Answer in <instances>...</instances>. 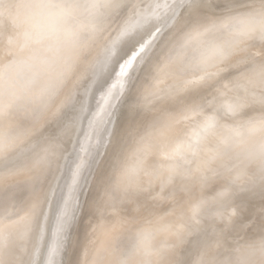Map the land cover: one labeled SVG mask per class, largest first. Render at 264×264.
Instances as JSON below:
<instances>
[{"label": "rangeland", "instance_id": "374dc122", "mask_svg": "<svg viewBox=\"0 0 264 264\" xmlns=\"http://www.w3.org/2000/svg\"><path fill=\"white\" fill-rule=\"evenodd\" d=\"M18 1H0V35L4 36H0V264H29L34 260L36 262L33 264H37L40 259L44 264H56L58 258L57 264H210L221 258L220 253L225 257L228 249V253L240 251L241 254H234L241 255L237 256L238 259L246 253V257H242L244 260L240 261L254 264L255 261H251L254 258L252 255L256 254L253 248L259 249V253L256 251L258 256L263 252L262 258L261 255L255 258L257 257L258 264H264V251H261L264 250V237H261L262 232L264 234V162L261 161H264V156L261 157L264 154V0H94V3L93 0ZM5 7L8 8L6 11ZM174 9L176 11L172 16ZM39 17L48 23L45 29L37 32L31 27V23ZM154 21L156 26L153 25ZM146 27L154 31L149 35V31L145 32L148 30ZM142 33L145 36L147 33L148 37L145 38ZM135 44L139 45L135 48ZM130 46L135 48L136 53L131 52L130 49L134 48ZM123 50L130 51L132 55ZM109 52L113 57L117 56L115 59L124 60L121 59L117 65L119 59L112 60ZM123 52L128 59L120 57L124 56ZM108 56L111 60L107 59ZM186 57L189 60H185ZM121 61L126 63H122V66ZM113 64L118 66L116 68L114 65V69H119L121 64L123 71L118 74L120 70H106L112 68ZM102 65L106 69H102ZM103 70L105 76L109 75L106 79L102 78L104 75L101 76ZM115 72L116 74H112ZM97 73V77L101 76L100 81L96 77ZM110 76L116 82H111ZM101 79L105 84H101ZM98 81L101 82L100 85ZM94 85L95 88L98 87V93L102 91L104 95L106 92V96L111 94L101 99L103 102L107 100L105 104L99 101L98 97L101 98L102 95L96 94ZM101 85H108L110 91H107V87L105 90V86L103 91ZM90 93L94 94L92 101L88 98ZM87 99L90 103L89 100L86 102ZM94 100L102 102L101 106L97 104L100 109L96 108L99 109L98 113L102 111L101 115L94 109L96 102L91 104ZM86 105L91 108L95 105L92 110L97 114L94 111L92 116L91 108ZM94 114L98 115L96 124ZM87 115L90 122L86 121ZM188 115L191 118L189 123ZM93 121L96 126H93L94 131L90 129L92 126L87 125H93ZM79 136L85 140L82 138L81 142ZM76 140L82 143L78 142V148H84L85 143L86 148L76 150ZM261 149L263 154L260 153ZM76 153L77 156L82 153V160L80 156L77 159ZM64 157L68 159L65 160ZM73 157L77 164L73 162ZM159 158L162 160L159 161ZM62 159L66 161L64 166ZM72 162L79 169L82 167V177L78 174L80 170L77 173L78 167L75 168ZM69 163L73 164L71 167L75 168L76 176H80L78 180H75L77 177H74L75 172L70 169ZM60 166L64 169H60ZM58 171L62 172L59 174ZM190 174L193 177L197 174L198 177L193 178ZM192 178L193 180H189L191 183L188 182ZM73 179L76 183L72 182ZM177 179L181 184L177 185ZM68 180L71 181L66 183ZM53 183L57 186V192L52 188L56 196L52 194L53 190L49 191ZM71 184L77 187L80 185L77 189ZM198 184L202 187L199 188ZM70 186L74 188H69ZM192 187L193 192L190 191ZM70 189L71 193L77 191L73 193V197L69 196L72 195L69 193ZM50 196L54 198H51L52 202ZM57 196L61 197L60 200ZM65 197L69 199L66 200ZM55 200L60 201L62 206ZM65 202L70 203L69 206H64L69 212L63 211ZM209 204L212 207L209 208ZM247 204L251 206V209L247 208L250 210L248 212L245 210L249 207ZM46 208L51 212L44 210ZM237 208L240 212L244 208L245 214L249 216L245 217L247 221L244 224L245 228H249L243 229L247 232L239 229L243 227L241 223L244 222L245 215L244 212L236 211ZM52 211L55 215L56 212L59 213L57 217H60H55ZM65 211L67 216L63 217ZM204 217L213 222L216 228L212 224L214 229L210 228L211 225L209 228L205 227L210 221L207 224ZM241 217L243 220L239 221ZM50 218L54 220V225ZM185 218L190 220H183ZM234 218L237 223L241 222L240 226L233 224ZM155 220L156 224L153 223ZM159 221L161 224H157ZM193 221H196L193 227L195 229H191ZM219 222L222 223L218 227L227 223L235 225V228L226 225L231 228V233H236L238 229V232L242 231L236 234L240 236L239 239L234 235L239 243H235L231 233V237H225L228 228L227 233L224 230L220 233L222 236L225 234L224 238L216 236L218 232L214 236ZM39 224L44 227H40L42 231L37 233ZM48 228L51 232L46 231ZM196 228L201 231V237L196 234L198 241L196 236H190L189 233L192 230L195 235ZM56 229L58 238L55 235ZM184 229L187 232L191 229L188 232L190 235ZM204 231L207 234H203ZM211 231L213 234L209 235ZM242 234L247 235L246 240ZM253 234L258 235L256 239ZM212 236L218 237L220 242ZM51 237L56 238V242L59 239L55 246L57 250L52 245L48 249V245L54 242ZM192 237L196 241L189 245L188 240L192 241L189 239ZM208 238V245L213 242V249L210 248L211 244L206 246L207 250L211 249L215 254L210 257L212 252L208 250V253L206 250L209 257L204 261V245L200 242L205 243L207 240V243ZM227 238L232 243L235 241L234 244L229 241L233 246L242 243L243 239L242 244L245 246L255 244L254 247L248 245L252 249H248L252 259L249 255V259L247 258L250 252H245L248 246H244L246 250L238 249L243 247L242 244L240 247L237 245L238 248L232 245L230 247L229 242V245L223 242ZM46 239L48 253L43 252L45 246L42 242H46ZM141 240L147 242L143 243ZM221 241L229 246L227 250L224 245L218 246L224 249L225 256L223 250L216 247ZM254 242L262 243L258 247ZM144 244L151 245V250L148 245L145 248ZM51 248L56 250V255L54 251L53 255L49 253ZM231 248L235 251L232 252ZM138 249H142L141 252ZM194 249L202 250L203 253ZM217 249L220 253L216 252ZM41 253H46L45 259L48 262H43L45 259L42 260L41 257L45 256ZM198 253L202 257H197ZM49 255L51 259L48 258ZM52 256L55 257L52 259ZM232 256L231 259H227L229 256L225 257L227 260L222 262H231L232 259L235 262L237 258ZM55 258L56 262H53ZM227 262L225 264H229ZM237 262L235 264H244Z\"/></svg>", "mask_w": 264, "mask_h": 264}, {"label": "bare ground", "instance_id": "6f19581e", "mask_svg": "<svg viewBox=\"0 0 264 264\" xmlns=\"http://www.w3.org/2000/svg\"><path fill=\"white\" fill-rule=\"evenodd\" d=\"M0 1H1V0H0ZM19 1H20V0H19ZM19 1H18V2H19ZM30 1H31V0H30ZM39 1H40V0H39ZM41 1H42V0H41ZM64 1H65V0H64ZM83 1H84V0H83ZM83 1H81V2H83ZM85 1H86V0H85ZM107 1H108V0H107ZM109 1H111V0H109ZM112 1H113V0H112ZM94 2H95V1L93 0V3H94ZM4 3H6V2H4ZM7 3H8V2H7ZM20 3H21V2H20ZM31 3H32V1H31ZM38 3H39V2H38ZM41 3H42V2H41ZM84 3H85V2H84ZM96 3H97V2H96ZM17 4H18V3H17ZM4 5H5V4H4ZM20 5H21V4H20ZM29 6H30V5H29ZM82 6H83V5H82ZM101 6H102V5H101ZM161 6H162V5H161ZM161 6H158V7H161ZM169 6H170V5H169ZM11 7H12V6H11ZM25 7H26V6H25ZM33 7H34V6H33ZM96 7H97V6H96ZM98 7H99V5H98ZM166 7H167V6H166ZM5 8H6V7H5ZM5 8H4V9H5ZM9 8H10V7H9ZM23 8H24V7H23ZM23 8H22V11H23ZM30 8H31V7H30ZM79 8H80V7H79ZM90 8H91V7H90ZM93 8H94V7H93ZM93 8H92V9H93ZM7 9H8V8H6L5 11H6ZM16 9H18V8H16ZM33 9H34V8H33ZM37 9H38V8H37ZM42 9H43V8H42ZM87 9H88V8H87ZM155 9H156V8H155ZM1 10H2V9H1ZM45 10H46V9H45ZM49 10H50V9H49ZM49 10H48V11H49ZM164 10H165V9H164ZM41 11H42V10H41ZM54 11H56V10H54ZM79 11H80V10H79ZM95 11H97V10H95ZM175 11H176L175 9H174V11H172V13H171L172 16H174L175 13L173 14V12H175ZM8 12H9V11H8ZM82 12H83V10H82ZM89 12H91V11H89ZM93 12H94V10H93ZM152 12H153V11H152ZM5 13H6V12H5ZM11 13H12V12H11ZM35 13H36V12H35ZM45 13H46V12H45ZM53 13H54V12H53ZM80 13H81V12H80ZM99 13H100V12H99ZM0 14H2V13H0ZM3 14H4V12H3ZM36 14H37V13H36ZM51 14H52V13H51ZM71 14H72V13H71ZM71 14H70V15H71ZM77 14H78V13H77ZM156 14H157V13H156ZM161 14H162V13H161ZM34 15H35V14H34ZM38 15H39V14H38ZM72 15H73V14H72ZM88 15H89V14H88ZM45 16H46V15H45ZM155 16H156V15H155ZM8 17H9V16H8ZM12 17H13V16H12ZM12 17H11V18H12ZM43 17H44V16H43ZM48 17H49V16H48ZM88 17H89V16H88ZM170 17H171V15H170ZM1 18H2V17H1ZM51 18H52V17H51ZM72 18H73V17H72ZM19 19H20V18H19ZM23 19H24V18H23ZM28 19H29V18H28ZM30 19H31V18H30ZM36 19H37V18H36ZM39 19H40V17H39ZM55 19H56V18H55ZM155 19H156V18H155ZM168 19L171 20L169 17H168ZM168 19H166V20H168ZM17 20H18V19H17ZM21 20H22V19H21ZM49 20H50V18H49ZM169 20H168V21H169ZM86 21H87V20H86ZM89 21H90V20H89ZM4 22H5V21H4ZM15 22H16V21H15ZM24 22H25V21H24ZM144 22H145V20H144ZM166 22H167V21H166ZM22 23H23V22H22ZM22 23H21V24H22ZM25 23H27V22H25ZM95 23H96V22H95ZM146 23H147V22H146ZM153 23H154V24H153ZM153 23H152V24H153L154 26H156V25H155V21H154ZM156 23H158V21H156ZM92 24H94V23H92ZM152 24H151V25H152ZM164 24H165V26H166V23H164ZM26 25H27V24H26ZM89 25H90V24H89ZM65 26H66V25H65ZM85 26H86V25H85ZM87 26H88V25H87ZM148 26H149V25H148ZM67 27H68V26H67ZM83 27H84V26H83ZM90 27H91V26H90ZM149 27H150V26H149ZM8 28H10V27H8ZM8 28H7V29H8ZM11 28H12V27H11ZM28 28H29V27H28ZM77 28H78V27H77ZM92 28H93V27H92ZM144 28H145V27H144ZM152 28H153V27H152ZM162 28H163V26H162ZM162 28H161V29H162ZM2 29H4V27H3ZM7 29H6V30H7ZM13 29H14V28H13ZM16 29H17V28H16ZM20 29H21V28H20ZM146 29H148V30H146L145 32L148 33V31H149L148 34L150 35V34H151L150 32H151L153 29H152L151 31L149 30V29H151V28L146 27ZM155 29H156V27H155ZM161 29H160L159 31H161ZM8 30H9V29H8ZM139 30H140V29H139ZM141 30H142V27H141ZM77 31H78V30H77ZM89 31H92V29L89 30ZM153 31H154V30H153ZM8 32H9V31H8ZM81 32H82V31H81ZM157 32H158V31H157ZM147 33H146V36H145L143 33H142L141 35H144L145 38H146V37H148V36H147V35H148ZM15 34L17 35V33H15ZM34 34H36V33H34ZM60 34H61V33H60ZM157 34H158V33H157ZM7 35H8V34H7ZM22 35H23V34H22ZM0 36H2V35H0ZM11 36H13V35H11ZM144 36H141V37L144 38ZM2 37H4V36H2ZM73 37H74V36H73ZM155 37H157V35H156ZM155 37H154V38H155ZM19 38H20V36H19ZM22 38H23V37H22ZM145 38H144V39H145ZM0 39H1V38H0ZM10 39H11V38H10ZM124 39H125V38H124ZM128 39H130V37H129ZM140 39H141V38H140ZM140 39H139V42H141ZM144 39H143L142 41H144ZM7 40H9V39H7ZM130 40H131V39H130ZM153 40L155 41V39H153ZM229 40H231V39H229ZM122 41L124 42V40H122ZM122 41H121V43H122ZM137 41H138V40H137ZM137 41H136V42H137ZM136 42H135V43H136ZM228 42L230 43V41H228ZM115 43H116V42H115ZM119 43H120V41H119ZM141 43H142V42H141ZM150 43H151V42H150ZM235 43H236V42H235ZM117 45H118V43H117ZM119 45H120V44H119ZM131 45H132V44H131ZM137 45H139V44H135V48L137 47ZM148 45H150V44H148ZM226 45H227V44H226ZM120 46H122V45H120ZM116 47H117V46H116ZM116 47H115V48H116ZM130 47H131V46H130ZM110 48H111V47H110ZM119 48H120V47H119ZM127 48H128V47H127ZM131 48H134V47H131ZM135 48H134V50H135ZM105 49H106V48H105ZM113 49H114V48H113ZM128 49H130V48H128ZM146 49H147V47H146ZM108 50H109V49H108ZM110 50H111V49H110ZM115 50H118V51H119V49H115ZM115 50H114V51H115ZM126 50H127V49H126ZM130 50H131V52L133 51L132 53H136V50H135V51L132 50V49H130ZM112 51H113V50H112ZM118 51H117V54L120 55V53H118ZM123 51L126 52V53H128V55H132V53H131V54L129 53L130 51H129V52H128V51H125V50H123ZM146 51H147V50H146ZM106 52H107V51H106ZM124 52L122 53V55L124 54ZM103 53H104V52H103ZM109 53L111 54V52H109ZM112 53H114V52H112ZM126 53H125V54H126ZM110 54H109V55H110ZM125 54H124V56H120V57H124V58L128 59V58H127L128 56L126 57ZM107 55H108V54H107ZM113 55H114V54H113ZM115 55H116V53H115ZM115 55H114V56H115ZM119 55H118V56H119ZM111 56H112V54H111ZM109 57H110V56H108L107 59H108ZM116 57H117V56H116ZM116 57H113V56H112L111 59H112V60L114 59L115 61H117L119 58H118V59H115ZM130 57H131V56H130ZM102 58H103V57H102ZM105 58H106V57H105ZM132 58H133V57H132ZM186 58H187V57H186ZM100 59H101V57H100ZM100 59H99V60H100ZM109 59H110V58H109ZM111 59H110V60H111ZM121 59H122V58H121ZM121 59H119V61H117V65L119 64L118 62H120ZM129 59H130V58H129ZM180 59H181V58H180ZM105 60H106V59H105ZM122 60H124V59H122ZM185 60H189V59L187 58V59H185ZM224 60H226V59L224 58ZM224 60H223V61H224ZM115 61H114V63H115ZM128 61H129V60H128ZM193 61H194V60H193ZM107 62H109V60H108ZM107 62H106V63H107ZM110 62H111V61H110ZM112 62H113V61H112ZM185 62H186V61H185ZM224 62H225V61H224ZM122 63L124 64V63H126V61H125V62H124V61H123V62L121 61V64H122ZM129 63H130V62H129ZM129 63H128V65H129ZM191 63H192V62H191ZM191 63H190V64H191ZM104 64H105V61H104ZM110 64H112V63H109V65H110ZM121 64H120V67L123 66V64H122V66H121ZM195 64H196V63H195ZM198 64H199V63H198ZM7 65H8V64H7ZM95 65H96V64H95ZM114 65H115V64H113V65L111 66L112 68H108V69H106V66H104V68H105L106 70L111 69V70H109L110 72H111V71L113 72V70H114V71H115V70H117V71L120 70V71L118 72V74H120V72L123 71L124 67H123V68H120V67H119V69H114V68L117 66V65H115V67H114ZM187 65H188V64H187ZM196 65H197V64H196ZM212 65H213V63H212ZM8 66H9V65H8ZM93 66H94V65H93ZM125 66H126V65H125ZM198 66H199V65H198ZM192 67H195V66L192 65ZM209 67H210V66H209ZM104 68H103V65H102V69H104ZM116 68H118V66H117ZM93 69H94V67L92 68V70H93ZM98 69H99V68H97V70H98ZM126 69H127V68H126ZM100 70H101V69H100ZM104 71H105V70H103L101 73H103ZM109 71H107V72H109ZM117 71H116V72H117ZM125 71H126V70H125ZM97 72H100V71H97ZM110 72H109V73H110ZM116 72H115V73H112V74H116ZM123 73H124V72H123ZM106 74H108V73H106ZM98 75H99V74L97 73L96 77H97ZM102 75H104V73L101 74V76H102ZM101 76H100V77H97V79H98L99 81H100ZM107 76H109V75H106V76L104 75V76H102V78L105 77V79H106ZM111 76H113V75H111ZM111 76H110V77H111ZM115 77L117 78V76H115ZM95 79H96V78H95ZM109 79L111 80V79H114V78L111 77V78H109ZM109 79L107 78V80L109 81V83H111L113 80H111V82H110ZM107 80H106V81H107ZM115 80H116V79H115ZM95 81L97 82V80H95ZM99 81H98L99 84L97 83L98 85H100V83L102 82V79H101V82H99ZM103 81H104V80H103ZM93 82H94V81H93ZM96 82H94V84H96ZM113 82H116V81H113ZM101 84H105V83L102 82ZM106 84H108V83H106ZM98 85H97V86H98ZM109 85H111V84H109ZM97 86H96V87H97ZM101 86H102V87L105 86V90L108 89L107 91H110L108 85H101ZM90 87H91V86H90ZM106 87H107V89H106ZM114 87H115V83H114ZM92 88H93V87H92ZM94 88H95V85H94ZM94 88H93V89H94ZM97 88H98V87H97ZM97 88H95L94 90L97 91V90H96ZM100 88H101V87H100ZM100 88H99V89H100ZM121 88H122V87H121ZM86 89H87V88H86ZM110 89H111V92H113V89H112V88H110ZM102 90L104 91V87H103ZM119 90H120V89H119ZM121 90H122V89H121ZM92 91H93V90H92ZM100 91H101V89H100ZM98 92H99V90L97 91V93H96V92H94V93L98 94V96H99V95H102V93H101L102 91H101L100 93H98ZM108 93H110V92H108ZM96 94H95V96L98 97ZM103 94H104V93H103ZM90 95H92V94L90 93ZM90 95H89L88 98H90V100L92 101V99H94V98H93V95H94V94L92 95V98L90 97ZM110 95H111V94H110ZM110 95H109V96H110ZM86 96H87V95H86ZM95 96H94V97H95ZM104 96H105V97H109L108 95L106 96V92H105V94L102 95L101 98L98 97V98H99V101H100ZM107 99H108V98H107ZM88 100H89V99H87L86 102H88ZM90 100H89V103H90ZM104 100H106V98H104ZM82 101H83V100H82ZM99 101L96 102V101L94 100L93 102H91V104L94 103V102H96V104H95V103H94V104L97 105V104L99 103ZM101 101H102V100H101ZM106 101H107V100H106ZM106 101H104V102L102 101V102L105 104ZM102 102H101V103H102ZM180 102H181V101H180ZM101 103H99L100 106H101ZM86 104H87V103H86ZM91 104H90V105H91ZM99 104H98V105H99ZM104 104H103V106H104ZM178 104H179V103H178ZM83 105H84V104H83ZM87 105H88V104H87ZM87 105H86V106H87ZM90 105H89V107H88V106H87V107H88V108H91ZM95 105H94V106H95ZM98 105H97L95 108H94V106H93V107L91 108V110H92L93 108H94L95 110H96V108H99L100 106L98 107ZM91 106H92V105H91ZM81 107H82V105H81ZM102 108H103V107H102ZM102 108H101V109H102ZM82 109H83V107H82ZM99 109H100V108H99ZM99 109H97V110H99ZM95 110H92V111L90 112L89 109H87V110L85 109V111L90 112V113L92 114V116H93V113H92V112H94ZM97 110H96V111H97ZM96 111H95V114L98 113V111H97V113H96ZM100 111H101V110H100ZM79 113H80V112H79ZM91 114H90V116H91ZM95 114H94L95 117H93V118L95 119V123H94V121H93L91 124H93V123L96 124V123H97V122H96V121H97V120H96V119H97V116H98L99 114L101 115V114H102V111L99 112L97 116H96ZM192 114H193V113H192ZM196 114L199 115L198 112H196ZM85 115H86V114H85ZM194 115H195V114H194ZM197 115H196V116H197ZM88 116H89V115H87V119H86V121L88 122V120H89V122H90V119H89ZM188 116H189V115H188ZM196 116H193V117H196ZM72 117H73V116H72ZM191 117H192V116H191ZM81 118H82V117H81ZM90 118H91V117H90ZM188 118H190V116H189ZM78 119H79V118H78ZM91 119H92V118H91ZM94 119H93V120H94ZM98 119H99V117H98ZM192 120H193V119H192ZM77 121H78V120H77ZM186 121H187V120H186ZM169 122H170V121H169ZM189 122H191V118H190V121L188 120V123H189ZM184 123H185V122H184ZM85 124H87V123L85 122ZM89 124H90V123H89ZM89 124H87L88 127H90V126H92V127L95 126L94 124H93V125H89ZM179 124H180V123H179ZM179 124H178V125H179ZM182 124H183V123H182ZM186 124H187V123H186ZM184 125H185V124H184ZM182 126H183V125H182ZM187 126H188V124H187ZM187 126L185 125V127H187ZM75 127H76V126H75ZM95 127H96V126H95ZM95 127L90 128V129H93L92 131H94V130H95ZM154 127H155V125H154ZM185 127L183 126L182 128H185ZM85 128H86V126H85ZM85 128H84V129H85ZM168 128H169V127H168ZM168 128H166V129H168ZM86 129H88V128H86ZM90 129H89V130H90ZM178 129H179V128H178ZM89 130H87L86 132H88ZM75 131H77L76 128H75ZM92 131H91V133H92ZM163 131H164V130H163ZM171 131H172V129H171ZM177 131H178V130H177ZM181 131H182V130H181ZM181 131H180V132H181ZM84 132H85V131H84ZM173 132H174V131H173ZM173 132H172V133H173ZM88 133H89V132H88ZM88 133H87V134H88ZM166 133H167V132H166ZM178 133H179V132H178ZM163 134L165 135V133H163ZM170 134H171V132H170ZM170 134H168V135L170 136ZM81 135H82V133H81ZM83 135H85V134L83 133ZM161 135H162V134H161ZM88 136L90 137V135H88ZM91 136H92V134H91ZM174 136H175V135H174ZM174 136H173V137H174ZM86 137H87V136H86ZM173 137H172V138H173ZM177 137H178V136H177ZM177 137H176V138H177ZM79 138H81V139H80L81 142H82V138L84 139V137H82V136H81V137L79 136ZM166 138H167V137H166ZM168 138L170 139L171 137H168ZM74 139H75V138H74ZM76 139L79 140L78 138H76ZM173 139L175 140V138H173ZM77 140H76L77 143H76V144L74 143L76 146L78 145V142H79V141H77ZM84 140H85V139H84ZM84 140H83V141H84ZM163 140L166 141L165 139H163ZM176 140H177V139H176ZM180 140H181V139H180ZM158 141H159V140H158ZM81 142H79V143L82 144ZM167 142H168V141H167ZM169 142H171V141L169 140ZM84 143H85V141H84ZM84 143H83V145H84ZM171 143H172V142H171ZM167 144H168V143H167ZM174 144H175V143H174ZM176 144H177V142H176ZM72 145H73V143H72ZM83 145H82V146H83ZM85 145H86V143H85ZM85 145H84V148H82L81 146H80L81 148H78V146H77V147H76V148H77L76 150H78V149H85V148H86ZM163 145H164V144H163ZM171 145H172V144H171ZM161 146H162V145H161ZM165 146H166V144H165ZM167 146H168V145H167ZM162 147H163V146H162ZM164 148H165V147H164ZM164 148H163V149H164ZM169 148H171V147H169ZM156 149H157V148H156ZM156 149H155V151H156ZM160 149H161V148H160ZM177 149H178V148H177ZM74 150H75V147H74ZM76 150H75V151H76ZM157 150H158V149H157ZM166 150H168V149H166ZM166 150H165V151H166ZM83 151H84V150H83ZM161 151H162V150H161ZM163 151H164V150H163ZM76 152H77V151H76ZM81 152H82V151H81ZM157 152H158V151H157ZM74 153H75V152H74ZM177 153H178V152H177ZM260 153L263 154V150H262V149H261V152H260ZM158 154H160V153H158ZM66 155H67V154H66ZM80 155H82V153L78 154V156H80ZM67 156H68V155H67ZM67 156H65V157H67ZM74 156H75V155H74ZM76 156H77V153H76ZM76 156H75V157H76ZM78 156H77V159H79ZM160 156L162 157V155H160ZM178 156H181V155H178ZM263 156H264V154L261 155V157H263ZM65 157H64V158H65ZM68 157H69V156H68ZM75 157H73L74 159L72 158V160H74L73 162H75ZM80 157H81V156H80ZM171 157H172V156H171ZM174 157H175V156H174ZM69 158H70V157H69ZM156 158H157V157H156ZM162 158H163V157H162ZM167 158H168V157H167ZM167 158H166V159H167ZM181 158H182V157H181ZM263 158H264V157H263ZM67 159H68V158H67ZM67 159L65 158V160H67ZM70 159H71V158H70ZM80 159L82 160V157H81ZM159 159H160V158H159ZM166 159H165V161H166ZM170 159H171V158H170ZM170 159H169V161H171ZM177 159H178V158H177ZM179 159H180V158H179ZM81 160H80V161H81ZM139 160H140V159H139ZM143 160H144V159H143ZM147 160H148V159H147ZM161 160H162V159H160L159 161H161ZM173 160H174V159H173ZM62 161H64V160L62 159ZM76 161H78V160H76ZM80 161H79V163H80ZM148 161H149V160H148ZM175 161H176V158H175ZM259 161H260V160H259ZM261 161L264 162L263 160H261ZM65 162H66V161H64L63 166L65 165ZM69 162H70V161H69ZM73 162H72V163H73ZM137 162H138V161H137ZM172 162H173V161H172ZM176 162H177V161H176ZM75 163H76V162H75ZM75 163H73V164H75ZM77 163H78V162H77ZM77 163H76V164H77ZM131 163H132V162H131ZM160 163H161V162H160ZM61 164H62V163H61ZM69 164H70V163H69ZM73 164H72V165L70 164V167L73 166ZM76 164L74 165L75 168L78 167V169L76 168V172L78 173V171L80 170V172H79L78 174L81 175V173H82L81 170H83V169H82V167H81V169H79V166H76ZM132 164H134V162H133ZM135 164H136V163H135ZM67 165H68V164H67ZM78 165H79V164H78ZM63 166H62V167H63ZM84 166H85V165H84ZM262 166H263V165H262ZM62 167L60 166V169H61ZM65 167H66V166H65ZM67 167H68V166H67ZM70 167H69V168H70ZM75 168L72 169V167H71L70 169H72V171L75 172V171H74ZM84 168H85V167H84ZM164 168H165V167H164ZM177 168H179V167H177ZM63 169H64V167H63ZM66 169L68 170V168H66ZM144 169H145V168H144ZM166 169H167V168H166ZM174 169H175V168H174ZM184 169H185V167H184ZM184 169H183V170H184ZM77 170H78V171H77ZM130 170H131V169H130ZM150 170H151V169H150ZM172 170H173V169H172ZM179 170H181V169H179ZM186 170H188V168H187ZM186 170H185V171H186ZM62 171H63V170H62ZM62 171H60V172H62ZM72 171L70 172L71 174L73 173ZM136 171H137V170H136ZM146 171H147V170H146ZM151 171H152V170H151ZM156 171H157V170H156ZM156 171H155V172H156ZM159 171H160V170H159ZM161 171H162V170H161ZM173 171H174V170H173ZM175 171H176V170H175ZM189 171H190V169H189ZM58 172H59V171H58ZM60 172H59V174H60ZM76 172H75L74 177H77V176H76V175H77ZM178 172H179V171H178ZM181 172H182V171H181ZM196 172H197V171H196ZM68 173H69V172H68ZM153 173H154V172H153ZM157 173H159V172L157 171ZM162 173H163V172H162ZM192 173H193V171H192ZM197 173H198V172H197ZM200 173H201V172H199L198 174H200ZM59 174H57V179H59V178H58V177H59V176H58ZM71 174H70V177H71ZM143 174H144V173H143ZM182 174H183V173H182ZM214 174H215V173H214ZM79 175H78V177H80ZM82 175H83V174H82ZM82 175H81V177H82ZM190 175H192V174H190ZM127 176H128V175H127ZM182 176H183V175H182ZM182 176H181V177H182ZM184 176H185V175H184ZM186 176H187V175H186ZM199 176H200V175H199ZM206 176H207V175H206ZM68 177H69V176H68ZM72 177H73V174H72ZM74 177H73V178H74ZM78 177H77L75 180H78ZM187 177L190 178V176H187ZM191 177H193V175H192ZM195 177H198V175L196 174ZM195 177H193V178H195ZM60 178H62V176H61ZM117 178H118V177H117ZM157 178H158V177H157ZM193 178H192V179H188V182L191 183V181H189V180H193ZM199 178H200V177H199ZM204 178H205V177H204ZM217 178H218V177H217ZM64 179H65V178H64ZM68 179H69V178H68ZM80 179H81V178H80ZM160 179H161V178H160ZM185 179H187V178H185ZM54 180H56V178H55ZM66 180H67V176H66ZM73 180H74V179H73ZM75 180L72 181V182L76 183ZM131 180H132V179H131ZM144 180H145V179H144ZM164 180H165V179H164ZM196 180L198 181V179H196ZM203 180H204V179H203ZM203 180H202V181H203ZM220 180H221V179H220ZM220 180H218V181H220ZM57 181H59V180H57ZM57 181H55V182L57 183ZM70 181H71V180H68V181H66V183H68V182H70ZM135 181H136V180H135ZM152 181H153V180H152ZM152 181H151V182H152ZM155 181H158V180H155ZM159 181H160V180H159ZM165 181H166V180H165ZM165 181H164V182H165ZM175 181H178V179L175 180ZM182 181H183V180H182ZM184 181H185V180H184ZM184 181H183V182H184ZM186 181H187V180H186ZM216 181H217V180H216ZM55 182H54V183H55ZM59 182H60V181H59ZM72 182H71V183H72ZM153 182H154V181H153ZM167 182H168V181H167ZM172 182H173V181H172ZM172 182H171V183H172ZM192 182H193V181H192ZM194 182H195V181H194ZM54 183H53V186H54L55 188L52 186V187L50 188L49 191H52L53 189H55V191H56V189H57L56 187L59 186V183H57V184H58L57 186L55 185L56 183H55V184H54ZM64 183H65V181H64ZM64 183H62V184H64ZM162 183H163V182H162ZM162 183H161V184H162ZM168 183H169V182H168ZM171 183H170V184H171ZM176 183H177V182H176ZM179 183H180V182L178 181V184H177V185H179ZM184 183H185V182H184ZM190 183H189V184H190ZM203 183H204V182H203ZM62 184H61V185H62ZM166 184H167V183H166ZM166 184H165V188H166L167 185H169V184H167V185H166ZM180 184H181V183H180ZM201 184H202V183H201ZM61 185H60V186H61ZM66 185H67V184H66ZM69 185H70V183H69ZM71 185H72V184H71ZM77 185H78V184H77ZM79 185H80V184H79ZM79 185H78V187H79ZM172 185H174V183H173ZM186 185H187V184H186ZM193 185H194V184H193ZM62 186H63V185H62ZM64 186H65V185H64ZM72 186H75V184H73ZM72 186H70L69 188H72ZM132 186H133V185H132ZM153 186H154V185H153ZM194 186H195V185H194ZM200 186L202 187V185H200ZM200 186H199V184H198V187H199V188H201ZM75 187H77V186H75ZM78 187H77V189H78ZM155 187H156V189H157L156 184H155ZM172 187H173V186H172ZM180 187H181V186H180ZM180 187H179V188H180ZM196 187H197V186H196ZM52 188H53V189H52ZM61 188H62V187H61ZM65 188L67 189L68 187H64V189H65ZM69 188H68V189H69ZM73 188H74V187H73ZM73 188H72V189H73ZM163 188H164V187H163ZM169 188H170V187H169ZM182 188H183V187H182ZM206 188H207V187H206ZM59 189H60V188H59ZM64 189H63V191H64ZM170 189H171V188H170ZM189 189H190V188H189ZM192 189H193V187H192L191 190H190L191 192H193ZM194 189H195V188H194ZM196 189H198V188H196ZM74 190H75V189H74ZM74 190H73V191H74ZM141 190H142V189H141ZM157 190H158V189H157ZM167 190H168V189H166L165 192H167ZM182 190H183V189H182ZM186 190L188 191V189H186ZM198 190H202V189H198ZM207 190H208V188H207ZM55 191L53 190V193H52L53 195H55V194H54ZM71 191H72V190L70 189L69 193H71ZM149 191H150V190H149ZM203 191H204V190H203ZM203 191H202V192H203ZM56 192H57V191H56ZM58 192H59V190H58ZM65 192H66V191H65ZM67 192H68V191H67ZM74 192L76 193L77 191H74ZM74 192H72V193H71L72 195H69V196H72V197H73V196H74V194H73ZM170 192H172V191H170ZM173 192H174V191H173ZM195 192H196V190H195ZM254 192H255V191H254ZM254 192H253V193H254ZM49 193H50V192H49ZM62 193H63V192H62ZM69 193H67V194H69ZM151 193H152V192H151ZM159 193H160V192H159ZM162 193H164V192L162 191ZM198 193H199V192H198ZM208 193H209V192H208ZM59 194H61V192H60ZM156 194H157V193H156ZM170 194H171V193H170ZM172 194H173V193H172ZM174 194H175V193H174ZM187 194H188V193H187ZM189 194H190V193H189ZM254 194H256V192H255ZM53 195H52V196H53ZM57 195H58V194H57ZM168 195H169V194H168ZM179 195H181V194H179ZM182 195H184V194H182ZM197 195H198V194H197ZM236 195H237V194H236ZM48 196H49V195H48ZM52 196L49 197L50 200H51L50 202H52V199H54V198H52ZM55 196H56V195H55ZM60 196H61V195H60ZM62 196H63V195H62ZM62 196H61V197H62ZM65 196H66V195H65ZM148 196H149V195H148ZM163 196H166V195H163ZM184 196H185V195H184ZM193 196L195 197V196H196V193H195V195H193ZM198 196H199V195H198ZM252 196H253V195H252ZM57 197H58V196H57ZM61 197H60V198H61ZM190 197H191V196H190ZM190 197H188V198H190ZM194 197H193V199H194ZM207 197H208V196H207ZM234 197H235V196H234ZM49 198H48V200H49ZM51 198H52V199H51ZM60 198L58 197L59 200H60ZM141 198H142V197H141ZM160 198H161V197H160ZM163 198H164V197H163ZM177 198H178V197H177ZM182 198H184V197H182ZM182 198H180V200H181ZM186 198H187V197H185V199H186ZM65 199L68 200L69 197H68V199H67V197H65ZM70 199H71V198H70ZM147 199H148V198H147ZM178 199H179V198H178ZM185 199H183V201H184ZM190 199H191V198H190ZM206 199H207V198H206ZM214 199H215V198H214ZM61 200H62V199H61ZM187 200H188V199H187ZM194 200H195V199H194ZM224 200H226V199H224ZM227 200H228V198H227ZM55 201H56L57 203L60 202V201H57V200H55ZM55 201H54V202H55ZM63 201H65L64 198H63ZM63 201H62V202H63ZM69 201H70V200H69ZM69 201H68V202H69ZM137 201H138V200H137ZM177 201H178V200H177ZM181 201H182V200H181ZM220 201H221L222 203L224 202V201H222V200H220ZM228 201H229V200H228ZM56 202H55V203H56ZM70 202H71V201H70ZM135 202H136V201H135ZM178 202H179V201H178ZM178 202H177V204H178ZM192 202L195 203L194 201H192ZM214 202H215V201H214ZM216 202H217V200H216ZM225 202H226V201H225ZM245 202H246V201H245ZM48 203H49V202H48ZM57 203H56V204H57ZM65 203H66V202H65ZM65 203L63 204V211H64V210H67V211H68L67 207H64V206H65V205H66V206H69L70 203H69V204H67V203L65 204ZM184 203H185V202H184ZM188 203H189V202H188ZM263 203H264V202H263ZM46 204H47V201H46ZM46 204H45V205H46ZM52 204H53V203H52ZM60 204H61V202H60ZM179 204H180V203H179ZM179 204H178V205H179ZM212 204L214 205V203H212ZM217 204H218V203H217ZM219 204H220V203H219ZM244 204H245V203H244ZM252 204H253V203H252ZM252 204H251V205H252ZM48 205H49V204H48ZM54 205H55V204H54ZM181 205H182V204H181ZM188 205H189V204H188ZM209 205H210V204H209ZM223 205H224V204H223ZM225 205H226V204H225ZM239 205H240V204H239ZM46 206H47V205H46ZM61 206H62V204H61ZM175 206H177V205H175ZM185 206H187V205L185 204ZM207 206H208V205H207ZM245 206H246V204H245L243 207H245ZM247 206H249V207H246L245 210H246L247 208L251 209V208H250V207H251L250 205L247 204ZM50 207H53V206L51 205ZM50 207L48 206V208H50ZM180 207H181V206H180ZM190 207H191V206H190ZM192 207H193V206H192ZM210 207H212V205H210L209 208H210ZM214 207H215V206H214ZM216 207H217V206H216ZM220 207H222V205H221ZM223 207H224V206H223ZM237 207H238V206H237ZM252 207H253V206H252ZM56 208H58V207L56 206ZM56 208H54L53 211H54ZM69 208H70V207H69ZM142 208H143V207H142ZM164 208H165V207H164ZM166 208H167V207H166ZM193 208H194V207H193ZM179 209H180V208H179ZM183 209L186 210L185 208H182V210H183ZM214 209H215V208H214ZM214 209H211V210L213 211ZM237 209H238V208H237ZM249 209H247L246 211L248 212ZM259 209H260V208H259ZM44 210H50V209H47V208H46V209H44ZM163 210H164V209H163ZM174 210H175V209H174ZM182 210H181V212H182ZM192 210H193V209H192ZM207 210H208V209H207ZM215 210H216V209H215ZM240 210H241V208H240ZM253 210H254V208H253ZM53 211H52V212H53ZM148 211H150V210H148ZM154 211H155V210H154ZM160 211H161V210H160ZM209 211H210V210H209ZM212 211H210V212H212ZM236 211H239V209L236 210ZM246 211H244V208H242L241 212H244L243 214H244L245 216L243 215V216H244V220H243L242 217H241L242 219L239 220V221H242V220L244 221L243 223L239 222V223L243 224V227L241 226L242 229H241V228H239V229L242 230V231H245V232H247V230H243V229L245 228L244 226H246V225H244V224H246L245 222L247 221L245 217H248V218H249V216H247V215L245 214ZM249 211H250V210H249ZM251 211H252V210H251ZM44 212H45V211H44ZM50 212H51V210H50ZM54 212H55V211H54ZM54 212H53V214H54ZM58 212H59V209H58ZM65 212H66V211H65ZM68 212H69V211H68ZM141 212H142V211H141ZM151 212H153V211H151ZM168 212H169V211H168ZM183 212H184V211H183ZM186 212H187V211H186ZM191 212H192V211H191ZM201 212H202V210H201ZM210 212H209V213H210ZM239 212H240V211H239ZM241 212H240V213H241ZM62 213H63V212H62ZM62 213H61V214H62ZM139 213H140V212H139ZM164 213H165V212H164ZM174 213H175V212H174ZM193 213H194V212H193ZM203 213H204V212H203ZM203 213H201V214H203ZM209 213H207V214L209 215ZM47 214H48V213H47ZM51 214H52V213H51ZM58 214H59V213H58ZM58 214H57V212H56V215L54 214L55 217H57ZM66 214H67V212H66L65 214H63V217L67 216ZM141 214H142V213H141ZM151 214H152V213H151ZM160 214H161V213H160ZM165 214H166V213H165ZM168 214H169V213H168ZM182 214H184V213H182ZM186 214H187V213H186ZM196 214H197V213H196ZM199 214H200V212H199ZM205 214H206V213H205ZM212 214H213V212H212ZM43 215H44L45 218H46V215H45V214H43ZM49 215H50V214H49ZM145 215H146V214H145ZM153 215H154V213H153ZM178 215H179V214H178ZM192 215H193V214H192ZM208 215H207V216H208ZM160 216H161V215H160ZM180 216H181V215H180ZM203 216H204V215H203ZM205 216H206V215H205ZM212 216H213V215H212ZM236 216H237V215H236ZM236 216H235V217H236ZM42 217H43V216H42ZM59 217H60V216H58L57 218H59ZM61 217H62V216H61ZM156 217L158 218L159 216L156 215ZM156 217H155V218H156ZM185 217H186V216H185ZM189 217H190V215H189ZM200 217H201V215H200ZM57 218H54V217H53V219H57ZM153 218H154V217H153ZM165 218H166V217H165ZM178 218H179V217H178ZM183 218H184V217H183ZM190 218H191V217H190ZM190 218L187 219V220H186V218H185V219H183V220L188 221V220H190ZM198 218H199V216H198ZM202 218H203V217H201V219H202ZM204 218H205V217H204ZM50 219H52V218H50ZM50 219H49V220H50ZM53 219H52V222L54 221ZM193 219H194V218H193ZM205 219H206V221H208L207 217H206ZM211 219H212V218H211ZM234 219H235V218H234ZM258 219H259V218H258ZM258 219H257V220H258ZM261 219H262V217H261ZM43 220H44V218H43ZM49 220H48V221H49ZM60 220H61V219H60ZM165 220H166V222L168 221L167 219H165ZM165 220H164V221H165ZM181 220H182V219H181ZM183 220H182V221H183ZM145 221H146V220H145ZM161 221H163V220H161ZM169 221H170V220H169ZM185 221H184V222H185ZM197 221H198V220H197ZM209 221H210V220H209ZM209 221L207 222V224L209 223ZM233 221H234V220H233ZM233 221L231 220V222H233ZM235 221H236V219H235ZM235 221H234V222H235ZM150 222H151V221H150ZM159 222H160V221H159ZM166 222H165V224H166ZM193 222H194V221H193ZM193 222H192V223H193ZM195 222H196V221H195ZM195 222L193 223V226H191V227H192L191 229H195V228H193V227L196 225ZM234 222H233V224L237 225V227H238L239 223H237V221H236L235 223H234ZM43 223H44V222H43ZM43 223H42V224H43ZM48 223L50 224V221H49ZM48 223H47V224H48ZM153 223L156 224V220H155ZM176 223H177V222H176ZM186 223H187V222H186ZM186 223H185V224H186ZM190 223H191V222H190ZM192 223H191V224H192ZM203 223H205L204 220H203ZM221 223H222V222H221ZM221 223L219 222L218 225H217V227L220 226L219 224H221ZM254 223H255V222H254ZM47 224H46V226H47ZM51 224H52V223H51ZM54 224H55V223L53 222V225H54ZM129 224H130V223H129ZM157 224H161V222H160V223H157ZM163 224H164V223H163ZM185 224H184V225H185ZM187 224H188V223H187ZM194 224H195V225H194ZM211 224L213 225V222L211 223V221H210V223H209L208 225H205V227L208 226L207 228H209ZM227 224L230 225L229 223H227ZM227 224H226V225H227ZM233 224L231 223L230 227L232 226L233 228H235L236 226L233 225ZM251 224H253V223H251ZM39 225H40V226H39L38 228H40V227H42L43 225H45V223H44L43 225H41V224H39ZM152 225L154 226V224H152ZM172 225H173V227H174V224H172ZM184 225H183V226H184ZM212 225H211V227H210L211 229L213 228ZM226 225L223 224L221 227H218L217 230L215 229V230H214V236L216 235L215 232H218V233H217L218 235H216V236H222V234H220V233H221L223 230L226 231L227 228H228L227 231H228V234H229V235L227 234V235L225 236V234H224L223 236H225V237L230 236V237H231V235H230L231 231L229 232V228H230V227H226ZM259 225H260V224H259ZM259 225H258V226H259ZM48 226H49V225H48ZM143 226H144V225H143ZM143 226H142V227H143ZM145 226H146V225H145ZM148 226H149V225H148ZM162 226H163V225H162ZM181 226H182V225H181ZM197 226H198V224H197ZM213 226H214V228H216V227H215V226H216L215 224H214ZM239 226H240V225H239ZM251 226H252V225H251ZM43 227H44V226H43ZM50 227H51V226H50ZM50 227H49V228H50ZM58 227H59V226H58ZM156 227H157V226H156ZM156 227H155V228H156ZM198 227H200V226H198ZM202 227H204V226L202 225ZM224 227H226V229H225ZM252 227H253V226H252ZM49 228H48V230H46V231H49V230H50V232H51V229H52L53 227H51V229H49ZM60 228H61V227H60ZM145 228H146V227H145ZM155 228H154V229H155ZM158 228H160L159 225H158ZM163 228H164V227H163ZM169 228H170V226H169ZM207 228H206V229H207ZM214 228H213V229H214ZM219 228H222V229L220 230ZM246 228H247V227H246ZM246 228H245V229H246ZM248 228H249V227H248ZM248 228H247V229H248ZM35 229H36V228H35ZM43 229H44V228H43ZM191 229H189V230H191ZM197 229H198V228H196V231H197L198 233L194 230V231L196 232L195 235H194V233H192V230H191V232H189V230H188V232H189L191 235L187 232V230H185V229H184V230H185V232L188 233V235H190V236L193 235L194 237L196 236V237H195V239H196V238H198V237H201V236H199L201 231L199 232V230H197ZM211 229H210V230H211ZM230 229H231V228H230ZM239 229H238V230H239ZM256 229H257V228H256ZM36 230H37V229H36ZM60 230H61V229H60ZM149 230H150V232H151V229H149ZM218 230H220V231H218ZM234 230L236 231L237 228L234 229ZM238 230H237L236 233H235V232H234V233H231V234H233L232 238H233L234 235H236L237 233H242V231H241V232H238ZM240 230H239V231H240ZM260 230H261V229H260ZM37 231H38V230H37ZM41 231H42V229L40 228L39 231H38L37 233H40ZM56 231H57V229L55 230V235H56ZM163 231H164V230H163ZM182 231H183V230H182ZM182 231L180 232L181 234H182ZM194 231H193V232H194ZM207 231H208V230H207ZM224 231H223V232H224ZM227 231L224 232V233H227ZM263 231H264V230H263ZM208 232H209V231H208ZM223 232H222V233H223ZM245 232H244V233H245ZM252 232H253V231H252ZM254 232H255V230H254ZM256 232H257V230H256ZM46 233H47V232H46ZM52 233H53V232H52ZM166 233H167V232H166ZM171 233H172V232H171ZM171 233H170V234H171ZM183 233H184V231H183ZM202 233H203V234H204V233L207 234L206 231H204V232H202ZM202 233H201V234H202ZM210 233H211V234H209V235H212V234H213L212 231H211ZM43 234H44V233H43ZM47 234H48V233H47ZM49 234H50V233H49ZM145 234L148 235V233H145ZM151 234H152V232H151ZM196 234L198 235V237H197ZM219 234H220V235H219ZM246 234H247V233H246ZM254 234H256V233H254ZM254 234L252 235L253 238H255V237L258 236V235L255 236ZM53 235H54V234H53ZM57 235H58V234H57ZM57 235H56V236H57ZM163 235H165V233H164ZM184 235L186 236V234H184ZM188 235H187V236H188ZM242 235L245 236V234H242ZM249 235H250V232H249ZM38 236H40V235H38ZM60 236H61V235H60ZM144 236H145V235H144ZM152 236H153V235H152ZM152 236H151V237H152ZM169 236H170V235H169ZM185 236H184V237H185ZM203 236H204V235H203ZM223 236H222V237H223ZM236 236H237V235H236ZM238 236H239V235H238ZM238 236H237V239H239V237H240V236H239V237H238ZM246 236H247V235H246ZM246 236H245V240L247 239ZM259 236H260V235H259ZM41 237H44V236L41 235ZM46 237L50 238L49 236H46ZM145 237H146V236H145ZM145 237H144V238H145ZM147 237H148V236H147ZM171 237H172V236H171ZM175 237H176V235H175ZM212 237H213V236H212ZM212 237H211V238H212ZM230 237H229V238H230ZM241 237H243V236H241ZM261 237H264L263 232H262V236H261ZM35 238H36V237H35ZM51 238L53 239L54 237H51ZM57 238H58V236H57ZM148 238H149V237H148ZM167 238H168V237H167ZM182 238H183V237H182ZM223 238H224V237H223ZM223 238H222V239H223ZM229 238H227L226 241H223V242H224V243H227V242L231 241ZM232 238H231V239H232ZM234 238H235V237H234ZM243 238H244V237H243ZM243 238H241V239H243ZM253 238H252V239H253ZM36 239H37V238H36ZM39 239H40V237H39ZM39 239H38V240H39ZM163 239H165V238H163ZM163 239H162V240H163ZM179 239H180V238H179ZM189 239H192V241H189V240H188V244L190 243L189 245L193 244V242H195L196 240L198 241V239L193 240V237H192V238H189ZM209 239H210V238H208V241H209V242H207V243H206L207 240H205L206 245H205L204 241H203V242H200V243H203L204 248H202V250L204 249L203 252L205 251L206 254H207V252L210 253L209 251L212 252L211 249H213V242H212V243H211V244H212V247H210L211 249H210V250L208 249L209 251L207 250V247L211 245V244L208 245V243H210V240H209ZM213 239H215L216 241H219V238H218V237H216V238L213 237ZM222 239L220 238V240H222ZM237 239L235 238V241H236V242L233 241V243H232V241H231V243H232V244H234V242L237 243V242L239 241V240H237ZM255 239H256V238H255ZM44 240H45V238H44ZM54 240H57V239L55 238V239H53L52 241H54ZM153 240H154V239H153ZM158 240H159V239H158ZM199 240H200V239H199ZM211 240H212V239H211ZM215 240H214V242H216ZM232 240H233V239H232ZM257 240H258V239H257ZM260 240H261V239H260ZM40 241H41V240H40ZM50 241H51V240H50ZM58 241H59V239H58ZM58 241H57V242H58ZM141 241H143V240H141ZM141 241H140V242H141ZM163 241H164V240H163ZM212 241H213V240H212ZM243 241H244V239H243ZM243 241H242V243H243ZM249 241H250V239H249ZM249 241H248V242H249ZM35 242H36V241H35ZM41 242H42V241H41ZM48 242H49V240H48ZM54 242H56V241H54ZM54 242H51V243L54 244ZM57 242H56V244H54V245L51 244V243L49 242V243H50V246L48 245V249H49V247H51V245H52V248L55 247V246L58 244ZM135 242H136V241H135ZM146 242H147V240H146V241H143V243H146ZM160 242H161V241H160ZM219 242H220V241H219ZM219 242H218V243H219ZM240 242H241V240H240ZM245 242H246V241H245ZM252 242H253V240H252ZM263 242H264V241H263ZM42 243H43V245L45 246V244L47 243V239H46V242H42ZM131 243H132V242H131ZM136 243H137V242H136ZM218 243H217V245H216L217 248H219L220 245H222V246L224 245V244H222V241H221V243H219V245H218ZM229 243H230V242H229ZM231 243H230V247H231V245H232ZM238 243H239V242H238ZM242 243H240L239 245H238V244H236V245H234V246L232 245V247H236L237 245L240 247V245H241ZM254 243H256V242H254ZM261 243H262V242H261ZM261 243H259V244H261ZM30 244H31V243H30ZM132 244H133V243H132ZM214 244H216V243H214ZM227 244H228V243H227ZM259 244L256 243V245H257L258 247H259ZM40 245H41V244H40ZM46 245H47V244H46ZM142 245H143V244H142V242H141V247H143ZM144 245L146 246V247L144 246L145 248H148V246H149V244H147L148 246H147L146 244H144ZM151 245H152V243H151ZM151 245H150V246H151ZM203 245H202V246H203ZM228 245H229V244H228ZM248 245H249V244H246V246H248ZM252 245H253V247L255 246V244H253V243H252ZM252 245H249V246L252 247ZM263 245H264V243H263ZM139 246H140V245H139ZM150 246H149V248H150ZM206 246H207V247H206ZM218 246H219V247H218ZM224 246L226 247V250H227V248L229 247V246H227V245H224ZM241 246H243V247H241V248L236 247V248H238V249H242V248L245 249V247H246L244 244H242ZM244 246H245V247H244ZM249 246L247 247V251H245V252H247V253L250 252V253L247 254V258L250 256L249 254H251V251L248 250V249H251ZM127 247L131 248L130 246H127ZM172 247H173V246H172ZM225 247H223V248H225ZM258 247H257V248H258ZM41 248H43V247L41 246ZM46 248H47L46 246H45V248H43V249H45L43 252H45V251L47 252L48 249L46 250ZM52 248H51V249H52ZM132 248H133V247H132ZM137 248H138V247H137ZM145 248L143 249L144 252H145ZM152 248H153V247H152ZM205 248H206V249H205ZM236 248H235V249H236ZM260 248H263V247H260ZM32 249H33V248H32ZM39 249H40V248H39ZM43 249H42V250H43ZM55 249L57 250L56 247H55ZM133 249H135V248H133ZM196 249H198V247H197ZM196 249H194V250L196 251ZM199 249H201V248H199ZM215 249H216V248H215ZM219 249L223 250V254H224V249H222V248H219ZM219 249H217L216 252H219V251H220ZM238 249H237V250H238ZM253 249L255 250V253H256V254H255V253L253 252V254H255V256L259 257V256L261 255V258L263 257V254H262L263 252H261V254L258 256V253L260 252V251L258 252L259 249H258V250L255 249V248H253ZM28 250H29V248H28ZM56 250H55V251H56ZM129 250H130V249H128V251H129ZM138 250H139V249H138ZM141 250H142V249H140L139 252H141ZM150 250H151V248H150ZM202 250H201V251H202ZM206 250H207V252H206ZM226 250H225V251H226ZM228 250H229V249H228ZM228 250H227V251H228ZM232 250H233V248H231V251H232ZM245 250H246V249H245ZM251 250H252V249H251ZM260 250H261V249H260ZM34 251H36V250L34 249ZM34 251H33V253H34ZM40 251H41V249H40ZM48 251H49V250H48ZM53 251H54V250L52 249L49 253L53 255V254L55 253V251H54V253H52ZM126 251H127V249H126ZM131 251H132V250H130V252H131ZM143 251H142V252H143ZM195 251H194V252H195ZM201 251H196V252H200V253L202 254L203 252H201ZM213 251H214V250H213ZM227 251L225 252L226 256H225V254H224V256H225L226 258H227V256H229V258H227V259H231L230 256H232V254H233L234 257L236 256L235 258H237V256H241V255H234L235 252H236V253H240V251L238 252V251L233 250V251H235V252H233V251H232L233 253L229 252L230 255H228L229 253H228ZM241 251H242V250H241ZM256 251H257L258 253H257ZM261 251H264V250H261ZM132 252H134V251H132ZM136 252H137V251H136ZM144 252H143V253H144ZM196 252H195V254H196ZM221 252H222V251H221ZM28 253H29V252H28ZM28 253H27V254H28ZM35 253H36V252H35ZM47 253H48V252H47ZM128 253H129V252H128ZM143 253H142V254H143ZM145 253H146V252H145ZM145 253H144V254H145ZM179 253H182V252H179ZM205 253L202 254V255L204 256V257H203V258H204V261L207 259V257H209V254H207V256H206V258H205V255H206ZM219 253H220V252H219ZM219 253H218L217 255H219ZM36 254H37V253H36ZM38 254H40V253H38ZM130 254H131V253H130ZM159 254H160V253H159ZM161 254H162V253H161ZM161 254H160V255H161ZM168 254H169V253H168ZM191 254H193V253H191ZM198 254H199V253H198ZM198 254H197V255H198ZM211 254H212V256H210V257H214V254H215V253L212 252ZM211 254H210V255H211ZM240 254H241V253H240ZM243 254H244V251H243ZM34 255H35V254H34ZM34 255L32 254V256H34ZM41 255L45 256V257H41L42 260H43V258H44V259L46 258V253H45V255H44L43 253H41ZM55 255H56V253H55ZM177 255H178V254H177ZM197 255H196V256H197ZM244 255H246V253H245ZM244 255H242V257H246V256H244ZM248 255H249V256H248ZM251 255H252V254H251ZM139 256H141V253H140ZM145 256H146V255H145ZM165 256H166V255H165ZM170 256H171V255H170ZM173 256H174V255H173ZM173 256H172V257H173ZM193 256H194V254H193ZM219 256H220L221 258H218V259H219V260L222 259L221 262H220L219 260H216V261H215L213 258H210V259H213V260L216 262V264H217V263H224V264H225L227 261H226V262H222V261L227 260V259H226L225 257H222V256H221V253H220ZM233 256H232V257H233ZM252 256L254 257L253 259H252ZM252 256L249 257L250 259H252L251 261H253V262H254V261H255V262L258 261V259H256L257 257L255 258L254 255H252ZM27 257H28V255H27ZM27 257H26V258H27ZM38 257L40 258V256H38ZM50 257H51V255H49L48 258L51 259ZM53 257H55V256H52V259H53ZM56 257H59V256H56ZM197 257L200 258V257H202V256L199 254ZM234 257H233V258H234ZM242 257H241V259H238V258H237L236 261L239 262L240 260H244V259H242ZM35 258H36V257H35ZM145 258H146V257H145ZM167 258H168V257H167ZM169 258H170V257H169ZM195 258H196V257H195ZM216 258H217V256H216ZM216 258H215V259H216ZM249 258H248V259H249ZM32 259H33V258H32ZM37 259H38V258H37ZM49 259H48V260H49ZM58 259H59V258H58ZM58 259H57V262H56V258H55V261H53V262H56V264H57V263H58ZM185 259H186V257H185ZM191 259H192V258H191ZM210 259H208V260H210ZM255 259H256V260H255ZM259 259H260V258H259ZM263 259H264V258H263ZM25 260H27V259H25ZM186 260L188 261V259H186ZM186 260H185V261H186ZM213 260H212V261H213ZM232 260H235V259H232ZM232 260H230L231 262H227V263L231 264V263L233 262L232 264H235L236 261L234 262V261H232ZM31 261H32V260H30V262H31ZM34 261H35V260H34ZM34 261L31 262V263L33 264ZM38 261H39V260H38ZM189 261H190V259H189ZM192 261H193V260H192ZM196 261H197V258H196ZM196 261H195V262H196ZM198 261H200V260H198ZM206 261H207V260H206ZM218 261H219V262H218ZM245 261H246V259H245ZM35 262H36V261H35ZM40 262H41V259H40ZM40 262H38L37 264H39ZM43 262H48V261H46V259H45ZM51 262H52V260H50V263H51ZM200 262H201V261H200ZM215 262H213V263L210 262V264H214ZM238 262H237V263H238ZM246 262H247V261H246ZM255 262H254V264H255ZM258 262H259V261H258ZM31 263H29V264H31ZM41 263H42V262H41ZM48 263H49V262H48ZM48 263H45V264H48ZM196 263H197V262H196ZM202 263H203V262H202ZM239 263H244V264H245V262H242V261H240ZM248 263L250 264L249 261H248ZM262 263H263V262H262ZM42 264H44V263H42ZM52 264H53V263H52ZM54 264H55V263H54ZM193 264H195V263H193ZM203 264H207V262H206V263L204 262ZM246 264H247V263H246ZM251 264H252V263H251ZM256 264H258V263L256 262Z\"/></svg>", "mask_w": 264, "mask_h": 264}, {"label": "clouds", "instance_id": "9594fccd", "mask_svg": "<svg viewBox=\"0 0 264 264\" xmlns=\"http://www.w3.org/2000/svg\"><path fill=\"white\" fill-rule=\"evenodd\" d=\"M47 23L46 21L42 20V19H34L31 23V27L36 30L37 32L42 31L43 29H45L47 27Z\"/></svg>", "mask_w": 264, "mask_h": 264}]
</instances>
